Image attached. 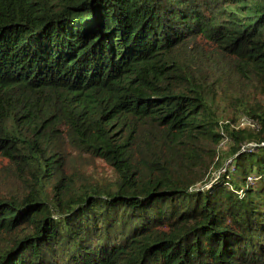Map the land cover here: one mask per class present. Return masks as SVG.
I'll return each mask as SVG.
<instances>
[{
    "label": "trees",
    "instance_id": "16d2710c",
    "mask_svg": "<svg viewBox=\"0 0 264 264\" xmlns=\"http://www.w3.org/2000/svg\"><path fill=\"white\" fill-rule=\"evenodd\" d=\"M0 171V264H264V0H0Z\"/></svg>",
    "mask_w": 264,
    "mask_h": 264
},
{
    "label": "rangeland",
    "instance_id": "374dc122",
    "mask_svg": "<svg viewBox=\"0 0 264 264\" xmlns=\"http://www.w3.org/2000/svg\"><path fill=\"white\" fill-rule=\"evenodd\" d=\"M232 117V116H231ZM231 117H229V116H225V122L226 121H231L230 119H231ZM243 127H247V128H250V127H257L255 124H254V122L252 121V120H250V119H247V118H240V119H237V121H236V123L235 124H232V128H236V129H239V128H243ZM234 144H232V142L230 141V139L228 138V137H225V139L222 141V143L216 148V150H217V154H218V157L216 158V161L215 162H217V161H219V159H220V157L222 156V157H225L226 156V154H227V157H228V153L231 151V147L233 146ZM244 145V144H243ZM248 146H253V145H248ZM226 163V165L228 166V167H231L232 166V164H231V159H228L227 160V162H225ZM213 166V165H212ZM214 169L215 168H211V170L212 171H214ZM225 171V169L223 170V171H219V172H213L214 174L213 175H215V176H219V174L221 173V172H224ZM3 175H6L5 173H3V172H1L0 171V181H2V180H6L7 178L5 177V176H3ZM9 188L12 190L13 189V186L11 185V183H9ZM9 188L8 189H6V188H3V187H0V192L1 193H5V192H7V190H9Z\"/></svg>",
    "mask_w": 264,
    "mask_h": 264
},
{
    "label": "bare ground",
    "instance_id": "6f19581e",
    "mask_svg": "<svg viewBox=\"0 0 264 264\" xmlns=\"http://www.w3.org/2000/svg\"><path fill=\"white\" fill-rule=\"evenodd\" d=\"M3 247V246H2Z\"/></svg>",
    "mask_w": 264,
    "mask_h": 264
}]
</instances>
